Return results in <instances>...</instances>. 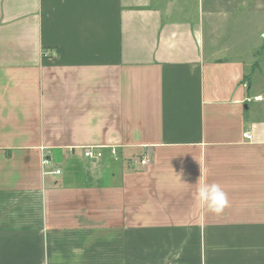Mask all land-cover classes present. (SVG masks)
Wrapping results in <instances>:
<instances>
[{"label": "crops", "instance_id": "1", "mask_svg": "<svg viewBox=\"0 0 264 264\" xmlns=\"http://www.w3.org/2000/svg\"><path fill=\"white\" fill-rule=\"evenodd\" d=\"M197 9L0 0V264H264V42Z\"/></svg>", "mask_w": 264, "mask_h": 264}, {"label": "rangeland", "instance_id": "2", "mask_svg": "<svg viewBox=\"0 0 264 264\" xmlns=\"http://www.w3.org/2000/svg\"><path fill=\"white\" fill-rule=\"evenodd\" d=\"M198 3L203 8L205 24L213 23L217 32L214 37L219 45L236 46L247 45L252 41V33L258 27L260 31V43L264 42V0H260L259 11L256 13V4L251 1L247 6L245 14L239 16V0H190V6H195L198 11ZM254 4V9L252 5ZM208 21V22H207ZM240 26V27H239ZM255 35V34H254Z\"/></svg>", "mask_w": 264, "mask_h": 264}, {"label": "clouds", "instance_id": "3", "mask_svg": "<svg viewBox=\"0 0 264 264\" xmlns=\"http://www.w3.org/2000/svg\"><path fill=\"white\" fill-rule=\"evenodd\" d=\"M196 197L214 212H220L228 204L227 193L217 183L200 182L196 189Z\"/></svg>", "mask_w": 264, "mask_h": 264}, {"label": "built area", "instance_id": "4", "mask_svg": "<svg viewBox=\"0 0 264 264\" xmlns=\"http://www.w3.org/2000/svg\"><path fill=\"white\" fill-rule=\"evenodd\" d=\"M257 99H260V97H256ZM243 136L245 138H250V133L249 132H244ZM82 150V156L89 160L90 162H99L101 161L105 155H106V151L108 152V154L111 156V158L117 160L119 157V151L118 148L114 145H109V146H103V145H85L81 147ZM150 159L148 158V156H143L142 158L139 159V164L142 166H146L147 164H149ZM42 163L44 165L49 163V160L47 158H43ZM54 173H60L59 169H56L55 171H53Z\"/></svg>", "mask_w": 264, "mask_h": 264}, {"label": "trees", "instance_id": "5", "mask_svg": "<svg viewBox=\"0 0 264 264\" xmlns=\"http://www.w3.org/2000/svg\"><path fill=\"white\" fill-rule=\"evenodd\" d=\"M261 52H262V48L261 49H259L258 51H256L255 53V55H257V53H260L261 54ZM258 67V61H256L253 65H252V70L254 71V69H256Z\"/></svg>", "mask_w": 264, "mask_h": 264}, {"label": "water", "instance_id": "6", "mask_svg": "<svg viewBox=\"0 0 264 264\" xmlns=\"http://www.w3.org/2000/svg\"><path fill=\"white\" fill-rule=\"evenodd\" d=\"M264 37V36H263Z\"/></svg>", "mask_w": 264, "mask_h": 264}]
</instances>
